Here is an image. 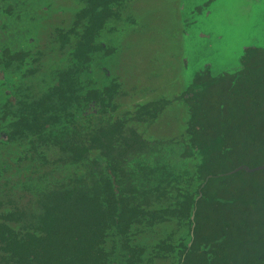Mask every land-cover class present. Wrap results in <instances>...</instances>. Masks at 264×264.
I'll use <instances>...</instances> for the list:
<instances>
[{
  "label": "flooded vegetation",
  "instance_id": "flooded-vegetation-1",
  "mask_svg": "<svg viewBox=\"0 0 264 264\" xmlns=\"http://www.w3.org/2000/svg\"><path fill=\"white\" fill-rule=\"evenodd\" d=\"M29 2V0H0V158L4 156V153H8V158L13 163H17L24 160L29 161L33 157L30 151L33 150L36 155L35 147L37 146L47 145L52 149H57L51 138L45 140L42 137L43 141H39L35 133L38 130L36 123L30 121L29 113H40L39 102L42 104L45 102L48 109L51 106L53 110H56L49 112L51 116H58L63 125L71 128L73 132L76 131L77 124L83 120L82 110L91 108L94 112L96 109L98 115L106 116H109L111 112V116L121 122L123 133L124 131L127 134L128 132L133 133V138L128 142L130 149L126 155V158L132 159L128 171L132 184H128V187L133 191L129 195L131 201L128 204L129 207L136 210L144 209L145 212L144 217L138 213L136 216L134 212V218L128 220L124 234L119 232L122 229L119 226H113L108 232L113 239L112 250L108 249V251H112L115 255L113 257L115 264H264L258 256L259 251L247 249L245 244L238 239V235H224L212 204H209L207 234L202 233L203 228L199 220L193 217V210H190L185 217L179 216L177 212L178 204L182 202V196L179 197L178 193L185 195L187 191L192 196L195 194L197 184L201 182L198 179V166L207 159H211L208 154L212 149L206 147L210 146L209 141L203 145H198L196 142L198 119L191 120L192 96L200 91L196 85L197 78L201 80L215 78V81L222 80L232 83L238 78V72L242 70V68L239 69L240 65L242 66L244 51L247 48L264 50V44L245 47L235 68L214 74L215 72L209 67L203 66L183 86L171 92L162 93L161 96H155L151 90L141 93L139 83L134 81L135 87L127 93V99H124L119 93L117 76L114 71L110 70L109 65L116 59L115 50L109 62L100 60L88 67L82 59L80 70L75 73V69L71 68L69 57L60 58V52L58 53L62 45L59 31L65 34L70 29L68 28L70 24L60 29L48 30L49 33H47L46 29L50 25L47 26L46 23L49 24L50 20L45 19L46 22H44L43 18L39 17L44 15L43 13L30 14L27 11ZM121 3L111 8V17L105 22L106 24L110 21L111 26L115 28L110 36L114 46L116 44L114 35L116 34L118 38L121 34L116 25L125 22L137 27L132 18L134 15L130 13L122 18L120 11L115 9ZM211 3L213 0H207L201 5L193 6V1L185 2L184 9L182 10L181 6L182 11L180 10L185 15V18H182V29L184 31L187 29L195 13L208 15ZM22 24L45 25L41 26L42 28L38 26L36 32L21 33L20 25ZM101 30L102 28L99 30L100 36L99 34L97 36L98 40L108 41V38L101 35ZM137 31L141 30L137 27V30H132L125 36L134 37ZM145 32L147 33L146 30ZM138 37H142V31ZM117 45L119 46L118 41ZM99 54L102 56L103 52ZM86 55L83 53L84 57ZM261 64L262 60L258 67L259 72L264 71V67H260ZM184 65L182 56L176 66L184 68ZM68 70H71L73 75L55 78V74L59 71ZM165 70L169 72L171 69ZM88 79H92L94 84L87 82ZM104 83H107V88L101 87ZM193 84H195L194 87ZM93 85L101 87V93L104 89L106 92L109 90L111 102L104 108L105 110L102 107L92 108L97 106V101L91 98L89 105L86 103L85 94L88 87ZM46 95L49 98H46ZM151 95V99L148 100ZM238 95H244V93H238ZM81 98H85L84 103ZM261 103L255 113L258 115L260 125H256L260 134L259 140L257 139L255 143L257 147L255 152L248 153L245 148L247 145L241 143L243 164L226 172L207 176V178L224 177L223 175L240 173L237 177L241 197L240 207L244 213H247L251 222L257 223L258 218L251 217L250 210L259 211L264 208L263 98ZM166 109L175 111L176 120L180 123L179 128L167 136H151L148 133L149 128L163 116L162 113ZM22 114L27 117L28 122L23 123L32 127L31 132L24 130L22 124H19ZM231 117L234 120L236 117L248 118V114H238L233 111ZM54 128L55 126L48 124L45 131L53 132ZM212 143L217 149L222 150L221 146L215 144L216 142L212 141ZM21 144L22 152L18 155L17 145ZM140 160L142 162L155 160L157 170L154 169L152 173H149L146 162L138 164ZM182 163L184 170L181 169ZM28 171L24 170L26 174L18 183L30 182L27 176ZM19 172L21 178L24 174L20 170L17 173ZM171 176L178 177V179L171 180ZM133 179L136 182H133ZM146 180H148L147 183ZM255 183L257 185L252 186ZM23 188L26 189L25 186ZM217 191L219 192V189ZM222 191L224 192L223 187ZM230 222L231 218L228 219V224Z\"/></svg>",
  "mask_w": 264,
  "mask_h": 264
},
{
  "label": "trees",
  "instance_id": "trees-1",
  "mask_svg": "<svg viewBox=\"0 0 264 264\" xmlns=\"http://www.w3.org/2000/svg\"><path fill=\"white\" fill-rule=\"evenodd\" d=\"M121 1L83 0L80 7L71 12L70 29L65 34L59 31L62 45L58 53L60 58L69 57L75 73L79 72L82 59L88 67L93 62H109L111 59L115 50L112 38L106 37L108 41H100L97 36L111 17V8ZM100 52H103L102 56ZM83 53L87 55L84 57ZM243 55L239 69L242 70L232 83L215 81V78H197L196 85L200 91L192 96L191 120L198 119L196 142L203 145L209 141L210 146L206 147L212 149L208 154L211 159L198 166V179L201 182L195 189L193 196L196 197L187 191L185 195L178 193L179 197L182 196V202L178 204L177 212L185 217L193 210V217L199 220L203 228L202 233L207 234L209 204H212L224 235H238L247 249L259 251L258 256L264 262V208L250 210V216L257 217L258 223L248 219L247 213L240 207L237 178L240 173L207 178L208 175L223 173L244 163L241 143L247 145L248 153H254L257 148L255 143L260 133L256 125H260L255 113L264 99V71L259 72L258 67L261 60L260 67H264V50L247 48ZM64 75L73 73L71 70L59 71L55 78ZM91 80L87 82L94 84ZM106 84L101 87L107 88ZM100 88L93 85L87 89V105L91 99L97 101L98 107L92 108L104 109L111 102L109 90L106 92L104 89L101 93ZM81 100L85 102V98ZM39 103L40 113H29L30 121L36 123L38 129L35 132L37 138L39 141H43L42 137L52 139L58 152L57 165L71 163L76 167L65 186L46 192L36 190L31 203L26 204L28 209L5 215V221L15 223L17 227L0 224V264H115V255L108 251L112 250L113 245L108 232L113 226H119L123 229L119 232L124 234L128 220L134 218V212L136 216L137 213L145 216L144 209L136 210L128 204L133 191L128 187V184H132L128 172L132 159L126 158V155L133 133H123L121 122L115 120L111 112L109 116L98 115L97 110L93 112L91 108L82 110L83 120L73 132L63 125L58 116H51L49 112L56 110L51 106L48 109L45 102ZM233 111L247 113L248 118L236 117L234 120L231 117ZM21 117L19 124L31 132L32 127L23 123L28 122L27 117L23 114ZM48 124L55 126L53 132L45 131ZM212 141L222 150L217 149ZM38 158L42 163L43 155ZM143 162H146L149 173L157 170L155 160ZM143 162L140 160L138 164ZM181 169H185L183 163ZM176 179L178 177L171 176V180ZM133 182L136 180L133 179Z\"/></svg>",
  "mask_w": 264,
  "mask_h": 264
},
{
  "label": "rangeland",
  "instance_id": "rangeland-1",
  "mask_svg": "<svg viewBox=\"0 0 264 264\" xmlns=\"http://www.w3.org/2000/svg\"><path fill=\"white\" fill-rule=\"evenodd\" d=\"M29 1L27 11L30 14L43 13L39 17L44 22L45 19L50 20L49 24L46 23L50 25L46 29L49 33L48 30L70 24L74 10L80 7L83 0ZM191 1L193 6H198L207 0H123L115 8L122 18L130 13L134 15V23L142 31V37H138L141 31H137L134 37L128 38L125 34L137 30V27L125 22L116 25L121 34L116 38L114 32L116 59L109 65L117 76L121 98L127 99V93L135 87L134 81L139 83L141 93L151 90L155 96H161L183 86L203 66L209 67L214 74L231 70L237 66L245 47L264 44V0H213L208 15L195 13L184 31L182 18L185 15L181 11L185 2ZM38 26L22 24L20 31L36 32ZM113 29L108 21L101 35L110 37ZM182 56L184 68L176 66ZM165 69L171 70L168 72ZM162 114L149 128L151 136H167L179 128L174 110L166 109ZM17 147L19 155L22 144ZM35 152L36 155L33 150L30 151L33 157L29 161L13 163L8 153L0 158V224L16 228L17 224L5 221V215L28 209L26 204L31 203L36 190L46 192L65 186L74 174L75 164H56L59 161L56 149L43 145L35 147ZM42 154L41 163L38 156ZM26 169L29 170L27 176L30 182L20 184L18 182L23 180ZM19 170L24 174L21 178V173H17Z\"/></svg>",
  "mask_w": 264,
  "mask_h": 264
}]
</instances>
